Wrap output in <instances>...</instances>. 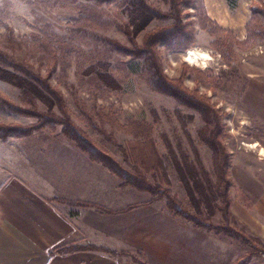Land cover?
I'll return each mask as SVG.
<instances>
[{
	"label": "rangeland",
	"instance_id": "rangeland-1",
	"mask_svg": "<svg viewBox=\"0 0 264 264\" xmlns=\"http://www.w3.org/2000/svg\"><path fill=\"white\" fill-rule=\"evenodd\" d=\"M146 1L161 11H168L162 0ZM196 3L192 0L191 7L181 5L180 8L182 23H190L193 29V45L185 51L169 50L163 45H158L156 50L162 71L169 79L181 80L185 88L207 99L217 110L223 143L229 153L230 200L249 211L252 209L250 199L239 187L264 188V0H203L207 17L229 31L230 41L246 39L245 27L252 12L256 13L262 37L250 47L231 43L229 50L225 43L215 47V39L199 27L193 8ZM127 20V11L120 0L104 4L84 0H0V50L30 65L43 76L51 72L50 83L63 95L71 120L117 161L126 164L122 150L128 155L133 148L137 161L148 163L146 168L155 153L168 158L169 162L173 156L178 161L185 156L196 167L195 152L212 179V152L201 139L206 128L200 114L153 91L142 75V61L111 50L107 40L130 45L123 31ZM236 21L241 22V28H235ZM168 23L152 22L137 42ZM5 25L12 31L15 44L11 45L2 37ZM226 41L229 42L228 38ZM188 50L198 56L205 54L207 58L199 59L195 65L188 64L185 61ZM99 61L107 64L106 70L116 86H106L96 79V75L85 73L90 65ZM0 97L23 106L17 89L1 81ZM39 108L43 109L42 106ZM179 116L183 117V123ZM35 121L0 108V123L28 126ZM65 140L57 127L52 132L45 128L28 138H11L5 144L0 142V182L14 171L12 156L26 151L20 149L22 145L32 147ZM134 160L131 158V162ZM29 164L32 172L35 164ZM99 169L100 173L107 172L101 166ZM145 174L154 182L152 173ZM169 178L172 193L182 205L191 208L175 169H170ZM119 183L111 175V199L115 203L112 207L118 208L124 203L130 205L111 214V227H115L112 233L116 239L125 235L124 242L117 245L121 249L115 259L117 264H181L171 261V255L175 253L185 259L191 255L194 261L190 264H200L195 259L206 253L209 244L205 239L207 236L200 238L197 233H212L173 217L166 211L165 201L153 200L148 194L134 189L119 188ZM129 207L132 209L126 211ZM204 208L201 206L205 215ZM212 222L219 223L220 216L216 214ZM230 241L231 256L239 259L250 252L240 241ZM252 257H256L253 260L256 264H264L261 257Z\"/></svg>",
	"mask_w": 264,
	"mask_h": 264
},
{
	"label": "trees",
	"instance_id": "trees-1",
	"mask_svg": "<svg viewBox=\"0 0 264 264\" xmlns=\"http://www.w3.org/2000/svg\"><path fill=\"white\" fill-rule=\"evenodd\" d=\"M84 1L104 4L116 2L117 0ZM162 1L168 6L167 12L151 6L146 0H120L121 5L127 11L128 20L123 31L130 45L128 47L123 46L114 40H107V42L111 45V50L125 57H130L132 60L142 61V75L153 91L173 98L178 104L200 114L206 128V133L201 139L212 152V179L209 178L208 173L200 164L195 152L196 167L191 165L185 156H181V161L173 156L169 162L168 158L155 153L149 168H146L148 163L137 161L138 156L134 154L133 148L128 155L123 149L125 162L129 165V168L126 167V164L117 161L112 155L102 150L83 129L71 120L63 95L50 83L51 72L43 76L30 65L17 61L3 50H0V81L17 89L19 100L23 106L12 104L0 97V108L12 114L33 118L36 121L28 126L0 123V142L5 144L11 138L20 140L31 137L35 132L42 131L45 128L52 132L59 127L61 136L73 143L92 163L100 165L120 182L119 188L134 189L148 194L153 200H163L165 201L166 211L173 217L191 223L196 229L216 236L235 239L248 247L250 252L237 259L233 264H246L252 256L264 259V246L261 241L247 234L231 214L229 189L232 181L228 176L229 153L223 143V130L217 110L209 104L207 99L185 88L181 80L169 79L161 68L156 50L158 45H163L173 51H185L194 43L191 24L182 23L183 15L180 9L181 5L191 7L192 0ZM193 1L197 2L196 5H193L197 14V23L203 31L215 39L213 42L215 47L219 48L223 43L226 44L228 50L231 48V43H235L240 47H250L257 38L262 37L263 31L257 25V17L254 11L245 27L246 39L243 42L235 41L234 38L230 41L229 31L220 28L217 23L207 17L203 0ZM152 22L169 23L145 34L141 42L138 43L137 38ZM4 28L5 34L2 37L7 38L11 45L15 44L16 41L13 38L12 31L6 25ZM227 62L229 65L230 61L227 60ZM106 69L107 64L99 61L90 65L85 73L96 75V79L106 86H116L114 78ZM40 106H42V110L39 108ZM176 113L178 114V111ZM180 121L184 122L182 116ZM182 126L184 127L185 124ZM149 144L151 143L149 142ZM131 158L135 159L134 162H131ZM172 168L175 169L184 186L191 202V208L182 205L171 191L169 172ZM146 172L152 173L151 177L154 182L146 177ZM69 204L77 207L89 206L84 203ZM201 206L205 207V215L201 211ZM246 206L250 208L249 204ZM94 208L100 213H109L101 207L94 206ZM131 209L132 207H129L126 211ZM111 214H113L112 211ZM216 214L220 216V222L217 224L212 222V217ZM81 250L99 252L111 257H116L118 254L113 250L95 246H61L54 248L49 254L66 255Z\"/></svg>",
	"mask_w": 264,
	"mask_h": 264
},
{
	"label": "crops",
	"instance_id": "crops-1",
	"mask_svg": "<svg viewBox=\"0 0 264 264\" xmlns=\"http://www.w3.org/2000/svg\"><path fill=\"white\" fill-rule=\"evenodd\" d=\"M20 149L26 151L12 156L14 171L0 182V264H117L118 256L89 250L49 254L56 247L87 245L121 252L117 245L124 242L125 235L116 239L112 233L111 211L123 210L130 203L112 207L111 174L100 173V166L67 140L22 145ZM30 162L35 164L32 172ZM239 188L250 199L252 209L248 211L231 199V214L247 233L264 243V188ZM94 206L109 213H100ZM197 234L207 236L209 248L195 262L236 261L237 256H231L228 249L233 239L201 231ZM190 256L185 259L175 253L171 261L190 264L194 261ZM255 258L246 264H256Z\"/></svg>",
	"mask_w": 264,
	"mask_h": 264
},
{
	"label": "bare ground",
	"instance_id": "bare-ground-1",
	"mask_svg": "<svg viewBox=\"0 0 264 264\" xmlns=\"http://www.w3.org/2000/svg\"><path fill=\"white\" fill-rule=\"evenodd\" d=\"M234 21V20H233ZM234 26L236 29L238 28H241V22L240 21H236L234 23ZM207 57L205 56V54H201L200 56H198L196 53L192 52V50H188L186 51L185 53V61L188 63V64H191V65H195L196 62L199 60V59H206ZM256 146V145H255ZM254 146V147H255Z\"/></svg>",
	"mask_w": 264,
	"mask_h": 264
}]
</instances>
